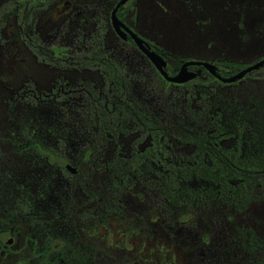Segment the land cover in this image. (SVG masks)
<instances>
[{
  "label": "trees",
  "instance_id": "obj_1",
  "mask_svg": "<svg viewBox=\"0 0 264 264\" xmlns=\"http://www.w3.org/2000/svg\"><path fill=\"white\" fill-rule=\"evenodd\" d=\"M58 1L0 3V45L7 20L14 18L19 38L38 62L95 75L74 85L57 78L47 95L34 92L28 80L14 96L35 112L9 130L21 162H0V233L15 235L16 226H24L28 264L102 261L104 248L87 230L101 219L93 203L99 200L106 213L121 212L125 193L135 187L154 196L171 225L178 209L219 223L221 213H243L264 201V94L237 93L240 82L253 79L256 71L228 84L202 66H191L198 70L196 78L168 82L142 60L131 39L136 53L108 45L112 8L106 3L111 0L85 5L91 29L78 23L68 33L60 26L51 43L37 25ZM219 66L217 74L229 77L246 65L222 61ZM13 106L9 99L8 110ZM83 160L90 176L101 168L104 201L88 179H76L65 167L76 169ZM76 183L84 208L72 205ZM215 239L200 248L208 264H264V235L251 227L237 223ZM119 264L131 262L123 255Z\"/></svg>",
  "mask_w": 264,
  "mask_h": 264
},
{
  "label": "rangeland",
  "instance_id": "obj_2",
  "mask_svg": "<svg viewBox=\"0 0 264 264\" xmlns=\"http://www.w3.org/2000/svg\"><path fill=\"white\" fill-rule=\"evenodd\" d=\"M92 1L59 0L53 4L39 18L37 27L42 37L55 43L60 26L66 27L68 33L78 23L91 29L85 5ZM114 2H107V9H111ZM123 7L127 10L126 22L132 24L130 18L135 13L137 33L162 48L167 65L173 70L178 69L184 58L249 65L264 57V0H129ZM3 33L5 43L0 45V162L11 165L20 163L21 157L9 140V130L20 120L33 117L35 112L14 98L25 83L31 81L34 92L47 95L52 92L57 78L74 85L79 78L92 79L95 75L88 71L51 68L38 62L19 38L14 18L7 20ZM107 43L119 44L111 29L107 33ZM117 46L136 53L131 45ZM237 93L240 97L264 94V66L253 73V79L240 82ZM9 99L14 100L11 111L7 108ZM129 141L122 139L126 145ZM75 167V178L88 179L92 191L104 201L107 191L103 187L105 176L101 168H96L90 176L85 160ZM83 196L76 183L72 205L84 208ZM99 203L97 200L93 205L97 216L101 211V219L96 228H87L90 236L104 248L103 260H97V264H119L123 255L131 264H208L201 245L209 248L215 238L228 234L234 224L249 226L258 235H264V201L253 202L243 213H221L219 223L210 219L204 221L201 216L178 209L172 225L157 210L154 196L139 187L125 193L121 212L106 213ZM192 220L196 223L194 227L189 225ZM26 233L22 225L16 226L15 235L0 233V264L29 263Z\"/></svg>",
  "mask_w": 264,
  "mask_h": 264
},
{
  "label": "water",
  "instance_id": "obj_3",
  "mask_svg": "<svg viewBox=\"0 0 264 264\" xmlns=\"http://www.w3.org/2000/svg\"><path fill=\"white\" fill-rule=\"evenodd\" d=\"M128 0H118L115 4L113 9L110 13V22L111 26L116 33V35L122 39H126V35L128 34L133 42L136 44V47L143 52L148 60L152 63V65L157 69V71L162 75V77L172 83H185L197 76V72L191 71L188 69L191 65H201L205 67L211 74L215 75L216 77L220 78L217 75L215 68L212 66L211 63L206 61H186L182 63L178 69V71L174 75H170L166 70V60L160 54L156 53L154 50L150 48V46L146 43L144 39H142L139 35L129 29L116 15L117 9L124 5ZM264 65V58L244 67L238 73L223 79L224 82H235L237 80L242 79L246 74L250 73L251 71L259 69L261 66ZM66 168L74 174L76 169L71 165L67 164Z\"/></svg>",
  "mask_w": 264,
  "mask_h": 264
},
{
  "label": "flooded vegetation",
  "instance_id": "obj_4",
  "mask_svg": "<svg viewBox=\"0 0 264 264\" xmlns=\"http://www.w3.org/2000/svg\"><path fill=\"white\" fill-rule=\"evenodd\" d=\"M128 1H129V0H128ZM128 1H127V2H128ZM117 2H118V1H117ZM117 2H116V3H117ZM127 2H126V3H127ZM116 3H115V4H116ZM126 3H125V4H126ZM114 6H115V5H113V7H114ZM123 6H124V5H122V6L119 7V8H121V9H120V12H122V14H123V18H122V20H121L120 18H119V19H120V20H121V21H122V22H123L128 28H129V29H131L133 32H135L137 35H139V34H138L139 32L135 29V26H134L135 22L137 21L135 13L132 14V16H131V18H130L132 24H128V23L126 22V20H125V16H126V12H127V10L124 9ZM113 7H112V9H113ZM119 8H118L117 11H116V15H117V13H118ZM112 9H111V10H112ZM110 26H111V22H110ZM111 30H112V32L114 33V35L117 37L118 41H119V39L122 40V42H119V44H121V45H123V44H124V45H125V44H126V45H131L130 42L128 41V39H131V37H130L128 34L126 35V39H122V38H120V37H118V36L116 35V33L114 32L112 26H111ZM137 32H138V33H137ZM139 36H140V35H139ZM140 37H141V36H140ZM141 38L144 39V40L146 41V43L150 46V48H151L152 50H154L156 53L160 54V55H161L162 57H164V59L166 60V57L164 56V53H163V51H162V48H160V47L157 46L153 41H151V40H149V39H147V38H144V37H141ZM131 40H132V39H131ZM147 40H148V41H151L153 44H149ZM132 42H133V40H132ZM133 43H134V42H133ZM119 44H117V45H119ZM134 44H135V43H134ZM117 45H116V46H117ZM110 46H111V45H110ZM131 46H132V45H131ZM135 46H136V44H135ZM136 48H137V47H136ZM134 49H135V48H134ZM137 49H138V48H137ZM138 50H139V49H138ZM139 51H140V50H139ZM140 53H141V55H142V60H148V58L146 57V55H145L143 52L140 51ZM262 58H264V57H262ZM262 58H261V59H262ZM259 60H260V59H259ZM148 61H149V60H148ZM186 61H193V59H187V58H184V59H182L181 64L184 63V62H186ZM195 61H204V60H195ZM149 62H150V61H149ZM206 62H209V61H206ZM221 62H222V61H212V62H209V63L212 64V66H213V64L218 63V65H214L215 67L213 66V67L215 68V70H216V73H217L218 70H220V66H219V65H220ZM150 63H151V62H150ZM166 63H167V60H166ZM151 64H152V63H151ZM181 64H180V65H181ZM251 64H252V63H251ZM180 65H179V67H180ZM249 65H250V64H249ZM191 66H201V65H191ZM191 66H189L188 69L191 70V71L197 72V74H198V70H196V69H190ZM246 66H248V65H246ZM246 66H245V67H246ZM263 66H264V65H263ZM168 67H170V66H168V65L166 64V70H167V72L169 73V71H168ZM179 67H178V69H179ZM202 67H203V66H202ZM154 68H155V67H154ZM204 68H205V67H204ZM155 69H156V68H155ZM178 69H177V70H173V68L171 67V70H172L173 72H175V73L178 71ZM205 69H206V68H205ZM156 70H157V69H156ZM206 70H207V69H206ZM172 71H171V74L169 73L170 75H174V74H175V73H172ZM207 71H208V70H207ZM254 71H256V70H254ZM251 72H252V71H251ZM251 72H250V73H251ZM217 75H218V74H217ZM196 77H197V76H196ZM196 77H195V78H196ZM229 77H230V76H229ZM225 78H228V77H221V76H220L219 79H220L222 82H224L223 79H225ZM237 81H239V80H237ZM235 82H236V81H235ZM224 83H228V82H224ZM231 83H234V82H230V83H228V84H231ZM53 88H54V87H53ZM53 88H52V89H53ZM52 89H51V91H52ZM66 165H67V164H65V167H66ZM66 169H67V168H66Z\"/></svg>",
  "mask_w": 264,
  "mask_h": 264
}]
</instances>
